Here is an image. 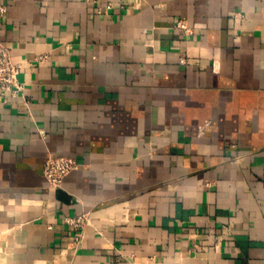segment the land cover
<instances>
[{
    "label": "crops",
    "instance_id": "obj_1",
    "mask_svg": "<svg viewBox=\"0 0 264 264\" xmlns=\"http://www.w3.org/2000/svg\"><path fill=\"white\" fill-rule=\"evenodd\" d=\"M0 35V264H264V0H0Z\"/></svg>",
    "mask_w": 264,
    "mask_h": 264
},
{
    "label": "built area",
    "instance_id": "obj_2",
    "mask_svg": "<svg viewBox=\"0 0 264 264\" xmlns=\"http://www.w3.org/2000/svg\"><path fill=\"white\" fill-rule=\"evenodd\" d=\"M111 8L112 4L109 3L108 6L105 7V12H108ZM4 11L5 7H2L1 12ZM176 27L186 32L189 31L188 25L182 20L176 22ZM21 70L22 65L14 61L11 49L5 44L0 35V92L6 102L13 101L17 98H23V102L27 103L24 96L25 84L20 79ZM79 167L80 163L74 157L58 156L54 153H50L43 170L49 188L53 191H57L62 187L65 178ZM90 221L91 216L89 213L67 218V222L71 224L77 232L75 242L80 241L81 234L85 227L90 224Z\"/></svg>",
    "mask_w": 264,
    "mask_h": 264
}]
</instances>
